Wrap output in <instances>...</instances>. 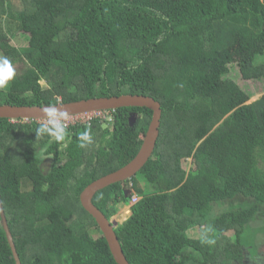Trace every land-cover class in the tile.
<instances>
[{
  "label": "trees",
  "instance_id": "16d2710c",
  "mask_svg": "<svg viewBox=\"0 0 264 264\" xmlns=\"http://www.w3.org/2000/svg\"><path fill=\"white\" fill-rule=\"evenodd\" d=\"M19 33L26 45L12 43ZM234 48L242 76L250 67L264 74V0H0V57L19 66L0 105L156 99L153 156L94 205L111 220L141 197L114 229L130 264H246L263 257L250 240L262 233L253 224L264 212V95L248 103L252 94L228 77L225 52ZM103 112L51 144L36 136L42 123L0 119V199L11 233L0 214V264H117L80 195L135 158L153 113ZM86 129L93 142L81 148ZM214 205L225 209L215 214ZM195 227L201 239L189 237Z\"/></svg>",
  "mask_w": 264,
  "mask_h": 264
},
{
  "label": "water",
  "instance_id": "95a60500",
  "mask_svg": "<svg viewBox=\"0 0 264 264\" xmlns=\"http://www.w3.org/2000/svg\"><path fill=\"white\" fill-rule=\"evenodd\" d=\"M53 106V105H48ZM48 106H10L0 105V119L8 120H39L42 118L41 109ZM54 106L67 109V116L86 114L90 112L115 110L118 108L141 107L152 111V119L148 130L143 138L142 146L135 158L115 172L103 176L88 185L80 195L83 208L95 219L105 237L111 254L117 264H130L127 260L118 237L114 231L117 224L112 223L94 205L93 199L96 194L114 184L122 183L134 178L153 156L158 143L162 106L156 99L145 95L123 94L108 98H93L79 100L69 103H58ZM0 214L4 229L11 240V233L5 216V212L0 199Z\"/></svg>",
  "mask_w": 264,
  "mask_h": 264
},
{
  "label": "rangeland",
  "instance_id": "374dc122",
  "mask_svg": "<svg viewBox=\"0 0 264 264\" xmlns=\"http://www.w3.org/2000/svg\"><path fill=\"white\" fill-rule=\"evenodd\" d=\"M28 41H29L28 34L19 33L12 43L15 44L16 46H22L23 44L26 45ZM236 51L237 49L234 48V49H231L225 52L226 58H228L231 61V71L228 77L235 81H238L241 85H243L244 89H246L252 94V97L250 98L248 103L255 102L262 95H264V78L260 77V76H264V74L261 71H259V69H256L255 67H250L249 71H251V75L247 74L245 76H242V73L240 72V69L236 64V61H238L237 56H236ZM18 70H19V66L14 67L15 75L18 73ZM244 73H248V72L244 71ZM41 84L45 85V82L42 81ZM99 112L101 111L88 113L89 114L88 118H91L92 116L96 114H99ZM85 115L86 114H84L83 117L87 119ZM44 155L45 157L43 159H41L40 157L39 158H40V161L42 162L41 167L47 169L51 164V160H50L51 155L49 154L47 155L46 152L44 153ZM183 167L188 172L193 171V169L195 168L192 159L183 161ZM139 181L141 182L140 177H139ZM141 185L144 186L145 184L141 182ZM134 205H130V202H128V203H124L123 205L119 206L118 214L114 216L110 221L115 224H120L124 222L125 220H127V218L131 214L130 206H134ZM213 208H214L215 214H219L225 209L224 206H219V205H214ZM253 226H255L256 228L258 227L262 228V233L258 231V229L254 230V233H252L253 237L250 240V243L251 245L257 244L258 252H260V254L264 256V212L262 214H259ZM92 234L95 237L97 236V232H93ZM227 234L228 236H230L232 239L235 240V233L233 231L228 232ZM188 235L189 237L194 238L196 240L201 239L202 238L201 228L200 227L193 228L192 230L188 232ZM254 248L256 249V247ZM252 254L254 255L255 252H253Z\"/></svg>",
  "mask_w": 264,
  "mask_h": 264
},
{
  "label": "clouds",
  "instance_id": "9594fccd",
  "mask_svg": "<svg viewBox=\"0 0 264 264\" xmlns=\"http://www.w3.org/2000/svg\"><path fill=\"white\" fill-rule=\"evenodd\" d=\"M14 76H15V71H14L11 61L7 57H0V89H6L9 86V82L13 80ZM59 100L61 99L59 98ZM41 111H42L43 119H39V120H45L46 122L38 126L36 130V136H41V137L47 136L49 138V141H48L49 144L54 143V142L64 141L67 135V129H68V123L66 122V118L68 114L67 109L53 105V106L45 107L41 109ZM39 120H27V121L26 120H12V121L13 122L15 121H23V122L37 121L38 122ZM79 140H80L79 146L81 148H84L87 145L92 144L93 138L90 134V131L86 129L80 135ZM47 147L48 145H45L43 148L40 149L41 159L45 157L44 153L47 151ZM205 243L213 244L214 241L210 239H206Z\"/></svg>",
  "mask_w": 264,
  "mask_h": 264
},
{
  "label": "built area",
  "instance_id": "2783aa9c",
  "mask_svg": "<svg viewBox=\"0 0 264 264\" xmlns=\"http://www.w3.org/2000/svg\"><path fill=\"white\" fill-rule=\"evenodd\" d=\"M103 114L104 112L101 111L99 112V114H96L92 116L91 118H88L89 114L86 113L85 117H87V119L83 117L84 114L67 116L66 122L68 123V126L77 125V124H88L92 120V118H94L95 116H102ZM38 122L45 123L46 121L39 120ZM139 200H140V197H138V195L135 194L130 201V205L136 204L137 202H139Z\"/></svg>",
  "mask_w": 264,
  "mask_h": 264
},
{
  "label": "flooded vegetation",
  "instance_id": "af4514ba",
  "mask_svg": "<svg viewBox=\"0 0 264 264\" xmlns=\"http://www.w3.org/2000/svg\"><path fill=\"white\" fill-rule=\"evenodd\" d=\"M246 264H264V256L261 257V256H253V257H249L247 260H246Z\"/></svg>",
  "mask_w": 264,
  "mask_h": 264
}]
</instances>
